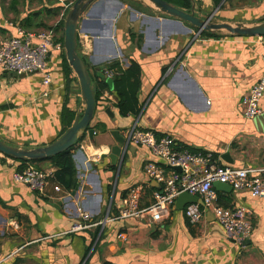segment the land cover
Masks as SVG:
<instances>
[{
	"label": "crops",
	"instance_id": "1",
	"mask_svg": "<svg viewBox=\"0 0 264 264\" xmlns=\"http://www.w3.org/2000/svg\"><path fill=\"white\" fill-rule=\"evenodd\" d=\"M134 1H92L79 18L77 37L89 35L85 44L78 42V52L94 83L112 62L122 69L132 61L139 64L140 112L120 115L114 90L101 91L91 120L92 138L83 133L71 149L78 181L72 190L61 185L55 190L56 167L44 160L36 165L49 173V184L43 194L33 192L12 178L24 163L0 152V264H264V197L228 186L216 187L219 203L250 212L252 231L242 244L226 237L210 210L200 222L190 223L183 214L188 203L175 204L156 223L133 219L71 231L80 210L98 220L109 205L116 211L129 186L144 181L142 166L149 152L126 145L122 135L133 124L157 136H173L191 151H212L220 163L263 169L264 176V111L247 118L241 104L264 72V35L195 36L197 29L188 22L159 12L146 0L141 6ZM190 2L201 18L264 22V0ZM70 4L0 0V39L14 32V24L51 30L62 39ZM49 63L47 95L42 94L41 74L17 77L0 71V138L7 143L47 145L83 111L77 76L63 54L52 50ZM260 106L264 109V96ZM114 145L120 148L115 159L110 157ZM150 194L145 189L143 204L149 203Z\"/></svg>",
	"mask_w": 264,
	"mask_h": 264
},
{
	"label": "built area",
	"instance_id": "2",
	"mask_svg": "<svg viewBox=\"0 0 264 264\" xmlns=\"http://www.w3.org/2000/svg\"><path fill=\"white\" fill-rule=\"evenodd\" d=\"M7 24L13 25L12 22ZM201 32L197 30L194 35L198 36ZM88 38L89 35L82 32L78 36V42L85 44ZM52 50L61 54L64 51L63 39L54 32L47 29L27 30L14 24V32L0 39V71L25 75L41 74V84L46 88L42 94L47 95L52 81L49 63V53ZM104 75L111 78L113 71L105 69ZM263 96L264 72L241 97L247 118L264 111L260 106ZM122 135L126 145L141 146L149 152V157L142 166L144 181L129 186L116 211L112 212L109 205L104 216L98 220L90 212L80 210L71 231L91 226L104 227L110 222L133 219L159 222L169 215L178 195L187 192L200 199V202H189L183 209V214L190 223L200 222L204 211L210 210L230 241L242 244L249 238L252 231L249 210L240 205L220 204L215 183H224L234 191L263 198V169L220 163L212 151H191L179 146L173 136H157L153 130L136 124L126 127ZM94 156L91 155L90 158L94 159ZM12 178L33 192L43 194L49 184L50 175L35 163L27 161L22 168L13 171ZM54 188L58 191L60 185L56 184ZM147 188L151 190L150 201L143 204L142 198ZM117 236L122 238L123 233L119 232Z\"/></svg>",
	"mask_w": 264,
	"mask_h": 264
},
{
	"label": "water",
	"instance_id": "3",
	"mask_svg": "<svg viewBox=\"0 0 264 264\" xmlns=\"http://www.w3.org/2000/svg\"><path fill=\"white\" fill-rule=\"evenodd\" d=\"M94 0H74L68 9L63 23V55L77 76L80 94L84 104L82 112L77 113L71 126H69L58 138L51 143L38 147H19L7 143L0 138V152L8 157L19 160H44L64 150L73 148L78 142L80 136L87 132L92 138L94 129L91 126V120L94 115L97 103V85L93 82L83 58L78 52L77 27L80 16L87 9L89 4ZM134 1V0H133ZM159 12L175 17L181 21L188 22L198 31H226L236 35L261 36L264 35V22L252 25H246L241 22H216L211 20V16L201 18L195 14L194 7L190 10L180 8L168 0H147ZM134 2L142 3L143 0H135ZM14 76L21 77L25 74L12 73ZM103 77L101 72L98 73ZM109 113V110H107ZM116 131V130H114ZM118 142H122L118 139ZM118 145L111 147L110 157L115 159V155L119 154ZM217 188L228 186L224 183H215ZM229 187V186H228ZM196 196L187 192L180 193L175 200L177 207H183L186 203L196 202Z\"/></svg>",
	"mask_w": 264,
	"mask_h": 264
},
{
	"label": "trees",
	"instance_id": "4",
	"mask_svg": "<svg viewBox=\"0 0 264 264\" xmlns=\"http://www.w3.org/2000/svg\"><path fill=\"white\" fill-rule=\"evenodd\" d=\"M180 6L183 9L189 10L191 8L190 0H168ZM137 6L141 4L134 2ZM201 33L215 34L214 32L202 31ZM63 39V38H62ZM63 58L66 61L64 55ZM113 71L111 78L104 75L101 78H96L95 83L97 85V98L101 91L105 88H112L117 96L116 107L120 115L138 114L141 109V105L137 98V93L140 87L141 68L139 64L132 61L127 69H122L118 66V63L112 62L109 67ZM104 71V70H103ZM72 148L64 150L58 154H55L44 160H49L56 167V170L52 174V178L59 185L67 190H72L76 187L78 181L76 178V170L72 159ZM22 164L27 161L35 163L44 160H19ZM23 166L21 165L20 168Z\"/></svg>",
	"mask_w": 264,
	"mask_h": 264
},
{
	"label": "rangeland",
	"instance_id": "5",
	"mask_svg": "<svg viewBox=\"0 0 264 264\" xmlns=\"http://www.w3.org/2000/svg\"><path fill=\"white\" fill-rule=\"evenodd\" d=\"M67 1H69V0H67ZM71 1V4H72V2L74 1V0H70ZM147 1V0H146ZM147 2H149V1H147ZM71 4H70V6H71ZM151 4V3H150ZM195 31V30H194ZM216 35H217V37H219V36H222L223 34H225V35H230L231 33H228V32H226V31H216V32H214ZM195 34V33H194ZM37 166V165H36Z\"/></svg>",
	"mask_w": 264,
	"mask_h": 264
}]
</instances>
